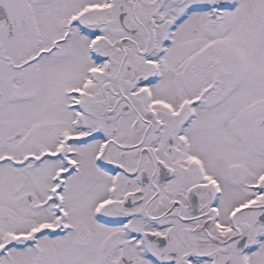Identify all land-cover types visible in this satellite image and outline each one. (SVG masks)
Returning a JSON list of instances; mask_svg holds the SVG:
<instances>
[{
  "label": "snow or ice",
  "instance_id": "1",
  "mask_svg": "<svg viewBox=\"0 0 264 264\" xmlns=\"http://www.w3.org/2000/svg\"><path fill=\"white\" fill-rule=\"evenodd\" d=\"M0 264H264V0H0Z\"/></svg>",
  "mask_w": 264,
  "mask_h": 264
}]
</instances>
